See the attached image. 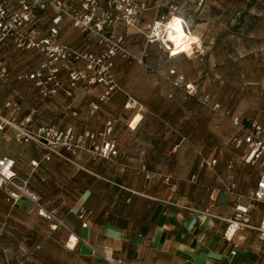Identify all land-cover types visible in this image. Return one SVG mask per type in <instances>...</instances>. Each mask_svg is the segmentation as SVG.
Segmentation results:
<instances>
[{
    "label": "crops",
    "instance_id": "crops-1",
    "mask_svg": "<svg viewBox=\"0 0 264 264\" xmlns=\"http://www.w3.org/2000/svg\"><path fill=\"white\" fill-rule=\"evenodd\" d=\"M60 41L80 51L96 45L93 38L68 23ZM40 60L35 50L5 47L9 74L5 80L0 78L1 114L8 115L2 104L14 98L5 99V81L12 80L7 92L22 96L17 99L22 106L18 120L29 114L35 127L51 125L69 130L86 149L72 154L61 148L60 155L53 154L45 160V150L16 140L12 128L0 131V147L14 160L15 172L29 180L28 186L40 204L67 227L46 232L45 237L33 234L40 239L51 234V239L59 240L57 252L67 260L56 264H104L97 252L117 255L123 264H264V232L259 228L264 202H254L248 227L231 238L224 236L235 205L250 201L261 179L260 172L264 173V164L243 161L247 148L234 145L232 138L237 129L230 120L214 121L215 145L203 152L202 121L199 108L193 106V120L183 123L184 130L187 123L192 126L186 135L192 143L179 141L171 150L163 137L149 139L155 121L144 119L141 113H132L121 129L122 120L116 111H121L122 103L100 102L102 87L70 86L64 67L60 68V85L55 94L42 95L32 81L15 79L16 74L29 72ZM82 63L85 62L74 67L80 68ZM144 106L149 111L157 108ZM221 107L243 120L234 110ZM44 111L47 114L43 120ZM138 114L139 121L135 120ZM111 119L117 129L106 138V124ZM256 122L262 125L264 139V121ZM111 138L117 143L115 156L104 158L90 150L92 143L102 144ZM11 142L15 146L7 147ZM212 160L215 164H211ZM5 201L11 203L7 213L13 207L21 218L39 220L30 200L11 202L5 197ZM80 208L90 213L81 218ZM70 236L73 241L68 247ZM75 237L77 242L72 246ZM30 248L33 260L38 246L32 243Z\"/></svg>",
    "mask_w": 264,
    "mask_h": 264
},
{
    "label": "rangeland",
    "instance_id": "rangeland-1",
    "mask_svg": "<svg viewBox=\"0 0 264 264\" xmlns=\"http://www.w3.org/2000/svg\"><path fill=\"white\" fill-rule=\"evenodd\" d=\"M135 2L140 5L144 3L145 7L137 12L133 25L122 24L118 30L127 53L117 55L106 74L111 75L115 88L104 100L99 99L106 104L122 103L121 111H116L122 120L121 129H124L132 113H141L144 119L155 121L150 127L153 135H149V139L153 141L163 137L164 141H169L172 150L173 144L179 141L192 143L186 136L192 126L187 123L184 130L183 123L193 120L191 109L195 106L199 108L202 121V151L209 152L216 140L212 126L214 121L220 120H217L212 110L198 103L196 97L186 96L181 90L175 89L167 77L176 75L184 76L186 82L194 85L196 96L207 94L211 102L243 116L241 121L245 125L256 120L264 121V0ZM172 16L184 17L188 34L196 35L199 44L184 42L182 51H174L166 39L167 32L163 25L158 31L160 35H156L154 21L161 20L165 25ZM81 50L93 55L100 52L95 44ZM76 69L83 71L87 81L94 78L95 82L88 84L79 80L72 87L87 85L105 90V83L97 82V78L103 75L97 67L92 65L86 68L85 62ZM108 79L104 78L105 81ZM12 83V80L5 81V99H20V94L7 92ZM129 97L134 100L130 102L134 108L127 106ZM145 104L151 108L157 105V108L149 111L145 109ZM46 114L42 112L40 118L44 120ZM140 118L138 114L135 120L139 121ZM106 125L107 138L117 128H114L113 119ZM107 141L113 142L117 150L113 138ZM72 143L75 153L83 147L86 149L85 144L75 137ZM14 144L11 142L7 147L13 148ZM104 144L92 143L90 150L98 155ZM8 206L11 203L5 201L4 194H0V264H56L67 260L65 255L57 252L59 240L51 239V234L45 239L33 235L40 233V236L45 237L48 235L43 234L57 230L58 227L54 228L51 220L40 216L38 221L25 220L13 207L7 213ZM32 243L38 249L34 252L36 256L30 260L33 257L30 248Z\"/></svg>",
    "mask_w": 264,
    "mask_h": 264
},
{
    "label": "built area",
    "instance_id": "built-area-1",
    "mask_svg": "<svg viewBox=\"0 0 264 264\" xmlns=\"http://www.w3.org/2000/svg\"><path fill=\"white\" fill-rule=\"evenodd\" d=\"M145 4L136 3L135 0H0V78L6 79L9 72L5 66V47L14 50H35L41 56L38 64L29 72L15 75L17 81L29 80L40 89L43 95L55 94L60 85L58 77L61 67L68 72L70 86L81 80L92 84L94 78L86 80L81 70L74 66L80 61L86 62V68L92 65L97 67L102 76L97 82H104L105 90L99 99L104 100L115 88V84L108 68L112 66L114 58L119 54H126L123 46L122 35L117 31L122 24L133 25L137 12L144 8ZM173 17V16H172ZM171 17V18H172ZM170 18V19H171ZM169 19V20H170ZM187 33L184 18H180ZM78 29L82 34L93 38L100 48L98 55L80 51L74 45L60 41V35L66 24ZM161 20H155L153 30L161 25ZM154 36L152 32L151 37ZM173 73V72H172ZM108 77L107 81L104 78ZM169 82L184 92L186 96H194L198 103L208 107L217 117V120H230L236 127L237 132L232 138L236 147L245 146L247 154L244 156L245 163L264 164V139L262 137V125L252 121L247 125L238 117H233L229 110L222 109L218 103H213L207 94L196 96V90L191 82H186L184 76L176 75L168 78ZM51 84V85H50ZM134 100L129 97L127 106ZM8 115L4 116L0 111V131L12 128L16 131V140L24 144H34L46 151L45 160L51 155H60V149L75 154L72 143L73 136L69 130H60L51 125H33L32 117L28 114L18 120L21 113V103L14 98H8L2 104ZM92 137V135H88ZM104 158H110L117 154L113 142H105L99 153ZM36 165L35 162H33ZM215 164V160L211 161ZM261 179L257 189L253 192L247 204H237L233 214L227 219L224 231L226 238H231L239 230L249 226V212L255 207L254 202H264V173L260 172ZM29 180L20 177L14 170V160L4 153L0 147V194L6 199L17 202L22 198L30 200L37 209V214L53 222V227L67 228L63 220L51 210L40 204L38 198L29 188ZM87 212L84 208L78 210L79 217ZM86 226V222L83 223ZM264 232V214L259 226ZM72 236L67 240L66 246L71 247ZM77 242L75 237L74 243ZM104 264H123L119 256L112 253H98Z\"/></svg>",
    "mask_w": 264,
    "mask_h": 264
},
{
    "label": "bare ground",
    "instance_id": "bare-ground-1",
    "mask_svg": "<svg viewBox=\"0 0 264 264\" xmlns=\"http://www.w3.org/2000/svg\"><path fill=\"white\" fill-rule=\"evenodd\" d=\"M162 25L165 27V30L167 32L166 39L168 42L171 43V45L174 48V51H182L183 50V43L189 42V43H198L199 44V38L194 34H188L181 22L180 17L173 16L172 19L165 25L164 23L161 24L157 30L156 35H160V32L158 33L159 29L162 27ZM187 38L186 41L184 39ZM73 241V236L71 238V242Z\"/></svg>",
    "mask_w": 264,
    "mask_h": 264
}]
</instances>
